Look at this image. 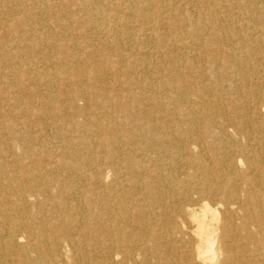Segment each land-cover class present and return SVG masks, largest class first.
Listing matches in <instances>:
<instances>
[{
  "label": "bare ground",
  "instance_id": "6f19581e",
  "mask_svg": "<svg viewBox=\"0 0 264 264\" xmlns=\"http://www.w3.org/2000/svg\"><path fill=\"white\" fill-rule=\"evenodd\" d=\"M0 264H264V0H0Z\"/></svg>",
  "mask_w": 264,
  "mask_h": 264
}]
</instances>
